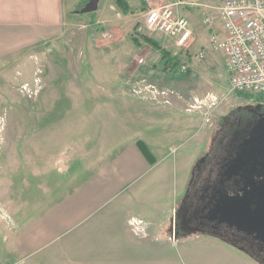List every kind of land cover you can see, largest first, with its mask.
Listing matches in <instances>:
<instances>
[{
    "label": "rangeland",
    "instance_id": "1",
    "mask_svg": "<svg viewBox=\"0 0 264 264\" xmlns=\"http://www.w3.org/2000/svg\"><path fill=\"white\" fill-rule=\"evenodd\" d=\"M89 1L64 0L63 33L47 48L0 59V264H103L94 254L77 257L72 227L44 233L25 247L21 241L55 203L138 138L154 139L160 156L168 157L164 173L170 176L163 177L161 185L176 187L170 199L179 200L195 158L190 157L186 169L174 166L172 174L171 159L183 144L184 150L193 148L195 154L196 148L199 155L230 107L264 105L263 92L230 90L224 56L208 48L206 39L179 47L172 38L147 28L146 11L156 6L149 0H128L126 14L113 0H99L95 10L77 12ZM144 37L153 38L159 47H150ZM202 46L204 58L181 71L180 63ZM160 50L175 55L176 64H165ZM172 91L176 97V91L191 97L192 106L187 101L185 108L160 113V118H172L185 130L192 126L181 125L190 111L203 107L202 144H192L190 130L182 139H173L169 126L156 123L151 99L168 101ZM59 158L66 167L57 164ZM9 227H14L12 233ZM168 250L174 253V264H256L211 235L177 240Z\"/></svg>",
    "mask_w": 264,
    "mask_h": 264
},
{
    "label": "crops",
    "instance_id": "2",
    "mask_svg": "<svg viewBox=\"0 0 264 264\" xmlns=\"http://www.w3.org/2000/svg\"><path fill=\"white\" fill-rule=\"evenodd\" d=\"M172 1L149 0V4L157 6ZM201 3H182L177 7L178 12L189 20L195 40L190 39V44L206 39L209 28L202 23L203 12L214 13L220 0H201ZM65 20L64 0H0V59H9L17 51L47 48L62 35ZM176 92L180 97L172 91L168 101L152 97L156 102L154 105L151 99L150 110L157 115L156 123L172 129L168 135L173 139L178 137L180 140L192 133L190 135L195 141L192 144L200 145L203 139V107L190 111L192 115L187 116L181 125L187 126L188 123L192 126L185 130L174 120L171 122L172 118H160V113L170 112L176 107L185 108L187 101L192 106L191 97L181 91ZM168 103L172 106L165 105ZM184 147L183 144L180 152L171 159L173 163L169 161L172 174L177 166L188 168L190 157L198 156L196 148L194 154L193 148L190 151ZM167 160V156H160L157 141L138 138L126 150L107 159L94 175L76 186L65 199L55 203L35 224V230H31L32 227L27 230L21 246L40 240L44 233L53 234L72 227L73 249L77 250L79 258L94 254L103 259V264H174V253L168 250L170 244L173 246L177 240L202 239L205 234L192 231L176 236L174 233L172 220L180 199H170L177 191L176 187L161 185L163 177L170 176L169 172L164 173L168 167ZM61 163L63 161L59 158L57 164ZM127 182L131 184L123 188ZM113 197H119V200L109 201ZM165 198H168L167 203L162 202ZM13 228L9 227L10 233ZM55 229L56 232L53 231ZM165 242H168L167 246Z\"/></svg>",
    "mask_w": 264,
    "mask_h": 264
},
{
    "label": "flooded vegetation",
    "instance_id": "3",
    "mask_svg": "<svg viewBox=\"0 0 264 264\" xmlns=\"http://www.w3.org/2000/svg\"><path fill=\"white\" fill-rule=\"evenodd\" d=\"M176 236L201 231L264 264V105L219 117L194 159L174 218Z\"/></svg>",
    "mask_w": 264,
    "mask_h": 264
},
{
    "label": "built area",
    "instance_id": "4",
    "mask_svg": "<svg viewBox=\"0 0 264 264\" xmlns=\"http://www.w3.org/2000/svg\"><path fill=\"white\" fill-rule=\"evenodd\" d=\"M182 3L202 4L201 0H174L150 7L144 18L147 28L172 38L179 47L186 46L192 35L188 18L177 10ZM215 9L203 12L202 23L209 28L208 48L224 56L230 90L264 93V0H220ZM205 54L202 46L179 69L187 70Z\"/></svg>",
    "mask_w": 264,
    "mask_h": 264
},
{
    "label": "trees",
    "instance_id": "5",
    "mask_svg": "<svg viewBox=\"0 0 264 264\" xmlns=\"http://www.w3.org/2000/svg\"><path fill=\"white\" fill-rule=\"evenodd\" d=\"M113 1L116 4V6L120 8L122 13L126 14L130 11V4H129L128 0H113ZM78 10H77V12H79ZM134 40H135V43H138V42H136V39H134ZM144 41H145V43H147L152 48L153 47L154 48L159 47V44L151 37H144ZM160 58L163 60V62L165 64L171 62V64L174 65L177 62L175 55H169L168 51H161ZM137 143L140 144V141H137Z\"/></svg>",
    "mask_w": 264,
    "mask_h": 264
},
{
    "label": "water",
    "instance_id": "6",
    "mask_svg": "<svg viewBox=\"0 0 264 264\" xmlns=\"http://www.w3.org/2000/svg\"><path fill=\"white\" fill-rule=\"evenodd\" d=\"M99 0H90L87 4L83 5L78 11L79 12H89L97 8ZM62 167H66L65 164H60ZM175 218V215H174ZM174 222V219L172 220ZM174 225V224H173Z\"/></svg>",
    "mask_w": 264,
    "mask_h": 264
}]
</instances>
